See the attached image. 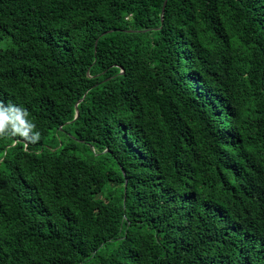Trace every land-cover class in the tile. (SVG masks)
Segmentation results:
<instances>
[{
    "label": "trees",
    "instance_id": "16d2710c",
    "mask_svg": "<svg viewBox=\"0 0 264 264\" xmlns=\"http://www.w3.org/2000/svg\"><path fill=\"white\" fill-rule=\"evenodd\" d=\"M165 1L0 0V264H264V0Z\"/></svg>",
    "mask_w": 264,
    "mask_h": 264
},
{
    "label": "clouds",
    "instance_id": "9594fccd",
    "mask_svg": "<svg viewBox=\"0 0 264 264\" xmlns=\"http://www.w3.org/2000/svg\"><path fill=\"white\" fill-rule=\"evenodd\" d=\"M15 111L18 112L20 110L19 109H16ZM7 113H8L7 109H5L3 107V102H0V133L5 132V130H6V128H5V122H8L9 121V116H8ZM24 115H26V113ZM17 119H20V117L17 116ZM21 123H24V121L21 120ZM26 127H27V129H32V128H34V125L31 124V123H28L26 125ZM16 132H17V129L13 126L11 128V134H16ZM21 134L24 135L25 137L28 136V132L27 131H25V132H23ZM39 135H40L39 132L34 133V136H33L34 140H38L39 139Z\"/></svg>",
    "mask_w": 264,
    "mask_h": 264
},
{
    "label": "water",
    "instance_id": "95a60500",
    "mask_svg": "<svg viewBox=\"0 0 264 264\" xmlns=\"http://www.w3.org/2000/svg\"><path fill=\"white\" fill-rule=\"evenodd\" d=\"M166 3H167V0L165 1L164 3V7H163V10H162V17H163V14H164V9H165V6H166ZM107 33H104V35H106ZM79 116V112L77 111V117Z\"/></svg>",
    "mask_w": 264,
    "mask_h": 264
}]
</instances>
